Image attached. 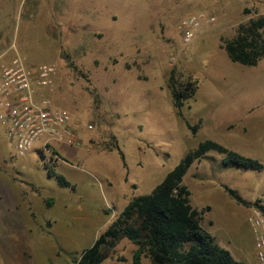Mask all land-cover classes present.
<instances>
[{
	"label": "rangeland",
	"instance_id": "374dc122",
	"mask_svg": "<svg viewBox=\"0 0 264 264\" xmlns=\"http://www.w3.org/2000/svg\"><path fill=\"white\" fill-rule=\"evenodd\" d=\"M191 13L216 20L185 44L179 23ZM261 15L264 0H0V65L15 54L32 66L53 63V83L41 91L93 124L80 146L54 144V158L38 145L18 155L0 123V264H75L131 200L151 193L205 139L264 165V57L241 75L243 64L222 47ZM171 79L198 85L181 108ZM223 159L209 152L183 183L194 208L210 206L200 223L216 242L260 264L247 221L253 206L225 186L264 205V168ZM139 249L122 237L101 264H155L147 250L135 261Z\"/></svg>",
	"mask_w": 264,
	"mask_h": 264
},
{
	"label": "trees",
	"instance_id": "16d2710c",
	"mask_svg": "<svg viewBox=\"0 0 264 264\" xmlns=\"http://www.w3.org/2000/svg\"><path fill=\"white\" fill-rule=\"evenodd\" d=\"M222 46L233 61L256 66L264 57V16L240 23L235 35L223 40ZM170 85L173 103L178 108L198 90V85H177L172 79ZM190 126L194 131L197 128ZM211 151L224 154L223 164L228 167L264 168L258 159L229 149L216 140L201 141L151 193L131 200L93 245L84 249L80 258L73 259L75 264H101L122 237H128L139 246L135 261H138L141 250H147L155 264H246L235 259L201 226L202 215L205 209L210 210V206L202 210L194 208L190 200L191 191L183 183L192 164ZM49 172L56 175L62 186L75 188L64 175L52 169ZM225 189L239 203L257 206L264 211V205L259 200L252 203L241 197L235 189L228 186Z\"/></svg>",
	"mask_w": 264,
	"mask_h": 264
},
{
	"label": "built area",
	"instance_id": "2783aa9c",
	"mask_svg": "<svg viewBox=\"0 0 264 264\" xmlns=\"http://www.w3.org/2000/svg\"><path fill=\"white\" fill-rule=\"evenodd\" d=\"M215 20L214 16L199 13L184 17L179 23L183 42L191 43L204 21ZM0 66V123L18 155H26L38 145L43 152L59 158L53 150L54 144H82V133L92 129L93 124L84 125L41 91L53 83L56 73L53 63L32 66L20 54H15ZM247 221L254 233L257 259L264 264V211L253 206Z\"/></svg>",
	"mask_w": 264,
	"mask_h": 264
},
{
	"label": "crops",
	"instance_id": "0c3cea01",
	"mask_svg": "<svg viewBox=\"0 0 264 264\" xmlns=\"http://www.w3.org/2000/svg\"><path fill=\"white\" fill-rule=\"evenodd\" d=\"M222 47H223V46H222ZM5 52H6V51H4L3 53L0 54V58L2 57V55L5 54ZM9 56H10V55H9ZM9 56H7V57H9ZM5 59L7 60L6 57H5ZM261 60H262V59H261ZM261 60H260V61H261ZM260 61H259V63H260ZM259 63H258V64H259ZM258 64H257V65H258ZM257 65H256V66H257ZM244 66H247V65H244V64H243L242 67H238V68H237L238 73L241 74V75H246V72H249V70L246 69V68H248V67H244ZM247 74H248V73H247ZM64 149L66 150L67 148L65 147ZM67 151H68V149H67ZM59 163H60V162H59ZM55 164H56V163H55ZM57 165H59V164H57ZM35 194H36V192H35ZM21 264H22V263H21Z\"/></svg>",
	"mask_w": 264,
	"mask_h": 264
}]
</instances>
